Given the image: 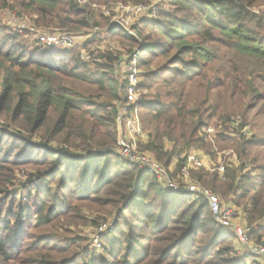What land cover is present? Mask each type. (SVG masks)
I'll return each instance as SVG.
<instances>
[{"label": "trees", "instance_id": "1", "mask_svg": "<svg viewBox=\"0 0 264 264\" xmlns=\"http://www.w3.org/2000/svg\"><path fill=\"white\" fill-rule=\"evenodd\" d=\"M24 1L27 7L35 8L32 11L38 28H57L73 34L99 25L94 22L93 0ZM174 3L177 8L163 12V20L160 16L144 18L142 22L154 34L144 37L145 58H141L140 65L148 66L165 55H169V63L163 72L158 71L160 68L142 70L145 82L139 87L138 111L145 140L140 147L167 166L192 149L210 155L216 149L215 142L226 141L225 148H231L236 164H227L221 175L216 172L223 177L222 185H217L216 175L208 180L206 170L198 168L191 174L242 207L246 223L257 224L248 232L249 237L264 246V143L255 139L252 125L243 117L260 103V114L255 112V117L264 116V91L260 90L264 86V10L260 13L252 10L262 4L259 0H175ZM181 10L190 17L195 13L194 21L178 19ZM114 28H109V32ZM142 29L134 26L136 34L142 35ZM121 31L123 40L137 42L132 35ZM159 35L162 39L156 40ZM198 35L199 41L193 39ZM20 36L14 32L7 36L10 42L0 43V68L6 72L0 112H10L12 121L22 120L24 125L20 127L25 126L28 135L10 130L9 125L0 126V132L11 137L10 142L0 140V153L3 151L6 156H0V172L4 163L16 167L24 163L26 159L21 160L15 151L20 147L24 150L22 146L28 149L24 152L27 163H33L28 186L33 187L36 196L32 227L47 226L45 232H55L51 223L60 211L52 213V210L61 200L53 194L49 179L57 181L61 189L68 181L75 180L67 175L77 173L82 185L73 200L110 204L118 211L115 225L121 223L124 228L140 230L123 233L121 226L116 227L110 236L113 246L103 248V254L112 257L111 261L103 263L90 257L82 258L80 264H261L260 257L235 244L230 230L215 223L203 197L166 189L153 175L139 171L116 153L115 101L121 82L109 76V70L117 62L115 55L102 54L103 64L96 66L93 62H102L97 56L83 61L75 48L58 50L34 44L27 53ZM215 44L227 47L232 58L223 57ZM132 49L133 46L128 47L127 51ZM214 62L224 63L222 69L217 68L218 64L212 68ZM168 71L170 74L163 76ZM73 82H83L93 90L81 92L73 88ZM248 125L249 137L236 136ZM207 127L214 130L211 137ZM35 135L43 137L44 142H33ZM30 146L34 150H29ZM254 148L258 149L255 154ZM37 149L41 155L31 160ZM12 153L15 159L8 160ZM184 161L177 159V168ZM46 163L49 167L40 170ZM12 204L14 201L9 204L12 208L5 210L6 217H2L3 210L0 212V260L8 262L16 261L25 252L27 232L19 226V221L31 210L27 203L19 201L15 207ZM123 210L131 215L126 222L121 217ZM41 242L40 238L31 242L34 253L42 252ZM50 246H54L51 249L57 256L69 251L66 244ZM36 259L40 262L33 260L34 264L63 262L52 263L54 260L45 254L36 255Z\"/></svg>", "mask_w": 264, "mask_h": 264}, {"label": "rangeland", "instance_id": "2", "mask_svg": "<svg viewBox=\"0 0 264 264\" xmlns=\"http://www.w3.org/2000/svg\"><path fill=\"white\" fill-rule=\"evenodd\" d=\"M98 1L100 2H97V1L95 2V0H93L92 2L93 4H95V7H94L95 10L93 9L95 12L94 22L99 23V25L97 27H92V29L87 30V31L81 30L78 33L73 32V34L76 35L75 51H78L79 53L85 51L87 53V52H90L92 49L98 48L97 57L100 60L102 59L101 58L102 54L106 52L112 53L113 55L116 56L117 62L114 64L113 69L109 70V76H111L114 79L119 80V82H124L125 74L123 73V68H122L121 63H122L123 58L126 55H128L130 52V51H127L128 47L133 46L132 50L136 48L140 49L142 48L143 41L145 42V39H144L145 35L148 34V35H151L152 37V35L154 34L153 29H151L148 26H143L142 22L143 20H145L144 19L145 17H143L144 15L134 14L132 12L133 4L143 3V4H146V6L156 4L157 15L154 18H157V17L159 18L161 16L162 20H163L162 13L163 12H173L175 8H177V5H175L174 3L175 0H165V1L131 0V1L126 2V3H129V5H125L123 8H121L125 4L123 0H98ZM172 2L174 4L173 6L171 4ZM259 2H260L259 4H262V5L252 8V10L255 11V13H260V11L264 10V1L259 0ZM26 4H27V1H24V0H0V43L1 41L10 42L7 36H11L12 33L17 32L16 30L18 28L23 27L22 32H20V35H21L20 37L22 40H24V44H26L25 50L27 51V53H29L33 48V46H30V45H34L36 43L33 39V36L30 34L27 28L30 26H35L34 19L36 16L33 14V11H32L35 8L33 6L29 8L30 6L27 7ZM115 10L119 11V14H118L119 16H122L123 18H126L128 20V25L130 26L128 28L130 29L129 31H126L125 29L122 30L118 26V23L116 22V20H114L113 13L115 12ZM183 11H186V10H183ZM177 16H178L177 17L178 19H182V21L184 22H189V21L192 22L194 21L193 17H195L196 14L194 13L192 14L193 17H190V15L187 14V11L182 12L181 10L180 12L177 13ZM137 25L140 28L143 27L142 35L135 33L134 26H137ZM112 26H116V29L114 28V30H111L109 32V28H111ZM95 28H97V30ZM120 29L125 34L132 35L134 38H136L137 42L134 44V43L129 42L128 40H123L122 37L119 35ZM54 30H59V29L55 28ZM199 36L200 35H198V38L194 37L193 39L199 41V38H200ZM158 39H162V37L159 35L156 38V40ZM214 46L217 50H219V53L223 54L222 55L223 57L232 58L231 57L232 55L229 54V50L227 47H224V46L222 47L218 44H215ZM82 47H83V51L81 50ZM143 51L144 49H141L142 53ZM142 58L143 59L145 58V53L142 54ZM4 59L6 60L5 57ZM101 61L102 62H99V63L93 62V64H96V66H99L98 64H103V60ZM168 63H169V55H165V56H161L155 59L154 61H151L148 66L144 67L140 65L139 69H140L141 74H142V70L143 72L149 71V70L153 71L157 68H160L158 69V71L160 70V72H163V68L165 66H168ZM235 63L239 65V63H237L236 61ZM214 64L215 65H213L212 68H214L218 64V62H214ZM223 64L224 63H219L217 68L222 69ZM93 66L94 65H92L91 63V67ZM169 74L170 72L168 71L167 73H163V76H166ZM5 76H6V72L4 68H0V94L3 90L2 81H3V78H6ZM140 80L141 82H145V80H143L142 77ZM72 86L73 88L77 90H81V92L93 90L92 88H90L88 85H86L83 82H73ZM260 90L261 92L264 91V86H261ZM100 100L102 99H97V101H100ZM247 102L248 100L246 101V103ZM261 104L262 103L257 105L256 109L248 110L244 114L245 116L243 115H240V116L241 117L243 116L247 120V122L250 125H252L253 129L252 127L251 129L255 136V139L257 138L258 140H260L261 143H264V123H260V124L258 123V121L264 122V116L260 115L258 117H255V112L259 113V110H260L259 108L261 107ZM10 114L11 113L8 111L0 112V126L9 125L10 130L20 132L21 134L27 136L28 132L26 131L25 126L24 128L20 127L21 124L24 125V122L20 119H16V121H12ZM239 114H241V112ZM239 114H237V116H239ZM248 126L247 128L249 130L250 126L249 127ZM42 133L43 131L41 130V134ZM144 136H145V133L143 132V137L141 139H144ZM208 136L211 137L210 135ZM249 136H250V133L247 135V137ZM0 140L2 142H5V141L10 142L11 137L5 136L3 135V133L0 132ZM32 140L33 142H36V143L44 142L43 137H39L36 135L35 137H32ZM51 143L54 146H56L54 141H51ZM226 144H227L226 141L219 142V143L215 142L214 145L216 149L214 148L215 151L212 152L210 155H208L207 153H205L204 150H201V149L198 150V153L201 159L209 165L222 164L224 165V167L227 166V164L235 165L236 156L232 152L231 148H225ZM22 148L24 150H22L20 147L19 149L15 151V153L16 154L18 153V155L20 154L19 157H21V160L26 159L24 163H22L21 165L17 167L4 163V169L3 171L0 172V212L3 210L2 217L3 216L6 217L7 215L5 214V210L7 208H12L11 205L9 204H11L13 201H14V204H12L13 207H15L17 203H19V201L22 203H27L30 206L31 210L25 213L26 218H24L25 217L24 216L19 221L21 223L19 226H21V228L27 232L26 238H28L27 239L28 243L25 242L26 245L24 243L25 250L24 248L22 250H24L25 252L16 261L8 262V261L0 260V264H34L35 261L33 262V260H37L38 262H40L39 259H36V255L39 256L40 254L42 256L45 254V256L49 257L50 259H53L54 261H52V263L57 262V261L58 262L63 261L61 264H80L82 263L81 262L82 258L88 260L90 257L95 258V260H97L98 262H103V263L110 262L112 257L107 256L106 253L103 254V248L106 246L111 248L113 246L110 240L111 238L110 236L114 232L116 227L120 229V226H121V228L124 229L123 233L125 232L133 233L135 231H140V230H135V228L133 230L130 227L124 228L123 224L121 223L115 225L114 216L118 215V211L115 209V207H111L110 204L105 205L102 203H93V202L86 203V202H78V201L73 200L74 199L73 196H76L77 193H79L78 192L79 187L82 185L80 181L81 180L80 175L77 173L68 174L67 176H70V178H74L75 180L73 182L68 181L66 185L61 187V189H58L57 181L52 182L49 179V182L52 186L51 189H52L53 194L57 195L56 196L57 199H59L60 197L59 200H61V203L58 205V207H55L53 208L54 210H52V213H55V212L57 213L58 211H60L56 216V220L53 223H51V225L53 224L55 226V232H52V230L49 232H45L47 226L32 227L31 225L35 221V216L33 215L34 214L33 203L35 201L33 202V199H35L36 196H34L33 194L34 193L33 187L28 186L29 185L28 183L29 175L28 174L31 173L32 171L31 165H33V163H27V155L24 154V152L25 150H28V149L27 148L25 149L24 146H22ZM5 149H8V147L6 146ZM29 150H34V147L30 146ZM257 150H258L257 148L253 149L254 154ZM191 151L194 152L196 150L193 149ZM3 154L4 152L2 151L0 153V156L2 158L6 157V156H3ZM40 155L41 153L37 149L35 153H32L30 158L31 160H33L36 156L39 157ZM7 159L8 160L15 159V154L12 153V156L8 157ZM176 163L177 161L173 160L167 166H170V169L176 172L179 168V167L177 168ZM44 165H41V167H39L40 170L41 169L46 170L49 167V163H46ZM199 168L203 169L204 171L206 170V172L209 173L208 180H211V178L217 174L215 171H209L206 167H199ZM193 170L194 171L196 170L197 172L198 168L190 169V175L192 179H194V177L191 174V171ZM110 172H111V169H110ZM223 182H224L223 177L217 176V179H216L217 185L218 186L222 185ZM214 192L218 195L222 204L227 205V206H232L233 208L238 210V215H237V211L234 209L235 213L233 217L236 218V219H233L234 224L243 225V221L240 219V216H239V213L244 216L241 210L242 207L235 205L234 202L228 200L226 196L221 195L219 191H214ZM92 198H96V197L93 196ZM108 208H110V210L107 212L106 210ZM120 208L121 207H119V210H121ZM44 211L46 213L47 209H45ZM123 211H124V214L121 217H123L124 221L126 222L128 219H130L131 215L129 211L127 210H123ZM244 220L247 221L246 216H244ZM105 223L112 224L113 227L111 226L112 228L107 229L106 231H100L99 227ZM246 225L251 226V224H247V223ZM256 226L257 224L252 225V229L256 228ZM231 233L233 234L232 231ZM56 234L62 237L56 236ZM117 234L118 233H116V235ZM234 237H231V239L235 242L236 245H238L237 238L236 236ZM39 238L42 240L39 247L41 248L43 247V248H42V252L40 251L39 254H36L33 251L34 246L32 245L31 242H35L36 240L38 241ZM254 240L255 239H252L250 237V241L252 243L258 244ZM261 241H263V238L262 240H260V242ZM142 242H145V240H143ZM51 244L60 245V246L61 245L64 246L66 244L67 247L69 248V251L57 256L55 254V251L51 249L54 247V246H50ZM122 247L125 248V245H122ZM262 247L264 246L262 245ZM147 255L148 254L146 253V256ZM117 257L118 256H113L114 259H117ZM98 262L96 264H100Z\"/></svg>", "mask_w": 264, "mask_h": 264}, {"label": "built area", "instance_id": "3", "mask_svg": "<svg viewBox=\"0 0 264 264\" xmlns=\"http://www.w3.org/2000/svg\"><path fill=\"white\" fill-rule=\"evenodd\" d=\"M165 1V0H159ZM124 4V3H122ZM129 3H125L121 8ZM132 12L134 14H142L145 18H154L157 15L156 4L146 6V4H133ZM131 12V13H132ZM114 20L118 26L123 30L129 31L130 26L128 20L119 16V11L115 10ZM23 28V27H22ZM22 28H18L17 32H22ZM33 36L35 45L41 48H53L58 50H69L76 47V35L60 31L48 30L30 26L27 28ZM97 30V28H95ZM82 46V45H81ZM142 48H136L129 52L122 60L123 73L125 74L124 82H121V91H118V97L115 101L116 108V153L126 160L131 165L135 166L139 171L148 172L153 175L156 180L162 184L166 189L179 193H189L196 197L201 196L205 199L207 206L211 212L212 218L218 226L227 230H231L233 235L237 238V243L242 245L250 253L260 257L261 264H264V247L260 244H255L250 241L248 232L252 229L251 226L246 225L244 216L239 213L243 225L234 224L235 210L232 206H227L221 203L218 195L210 188L203 185L198 180L192 179L190 169L199 167H206L209 171H215L218 174H223L225 167L222 164L209 165L205 163L199 153L196 151H189L185 154H180L177 159L184 158V164L178 168L176 172L170 169V166H165L157 161L150 153L140 149V145L144 142L142 121L138 111V105L141 102V72L139 69L140 60L142 58ZM83 51V47L81 48ZM98 54V48L92 49L90 52H81L80 57L83 61L91 60ZM206 132L211 135L214 133L213 128L207 127ZM249 134L248 128L241 129L236 136L247 137ZM193 150V149H192ZM176 168V167H175ZM235 209V210H234ZM238 219V218H237ZM112 224L105 223L99 227L100 231H106L112 228Z\"/></svg>", "mask_w": 264, "mask_h": 264}, {"label": "water", "instance_id": "4", "mask_svg": "<svg viewBox=\"0 0 264 264\" xmlns=\"http://www.w3.org/2000/svg\"><path fill=\"white\" fill-rule=\"evenodd\" d=\"M102 153V152H101Z\"/></svg>", "mask_w": 264, "mask_h": 264}]
</instances>
